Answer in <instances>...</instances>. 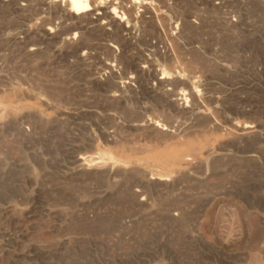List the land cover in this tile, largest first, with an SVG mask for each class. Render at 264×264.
Wrapping results in <instances>:
<instances>
[{
    "label": "rangeland",
    "instance_id": "obj_1",
    "mask_svg": "<svg viewBox=\"0 0 264 264\" xmlns=\"http://www.w3.org/2000/svg\"><path fill=\"white\" fill-rule=\"evenodd\" d=\"M166 1L0 0V264H264V0Z\"/></svg>",
    "mask_w": 264,
    "mask_h": 264
},
{
    "label": "bare ground",
    "instance_id": "obj_2",
    "mask_svg": "<svg viewBox=\"0 0 264 264\" xmlns=\"http://www.w3.org/2000/svg\"><path fill=\"white\" fill-rule=\"evenodd\" d=\"M43 1V0H42ZM70 1V5H71V7H70V13H72V14H74V15H77V14H79V13H85V15L86 14H88V13H90V12H88L90 9H91V7H90V0H69ZM114 1V0H113ZM122 1H124V2H126L127 4H128V7H129V12H131L136 6L137 7H140V11H141V13H140V16H139V21L141 22V24H142V27H143V29H145V30H147V29H150L151 30V32H152V35H154L155 36V38L158 40V42L160 43V44H162V50H159L158 49V51H156V52H158L157 54L158 55H162L163 57L164 56H166V57H170L171 56V53L172 52H174L175 51V49H174V51H172V45L174 44V42H175V37H174V33L173 32H171L170 31V29H171V27L173 26L172 24V22L171 21H169V20H167L164 16H163V14L161 13V12H159L158 11V9L154 6V3H157V6H160L161 8H166L167 7V1L166 0H122ZM171 1H173V0H171ZM185 1V0H184ZM183 1V2H184ZM26 2V1H25ZM39 2V1H38ZM56 2V1H55ZM181 2V1H180ZM180 2H179V4H180ZM186 2V1H185ZM226 2V1H225ZM24 3V2H23ZM44 3V2H43ZM210 3V2H209ZM228 3V2H227ZM13 4H14V2H13ZM45 4V3H44ZM93 4V3H92ZM91 4V5H92ZM120 4V3H119ZM173 4H174V2H173ZM178 4V5H179ZM195 4V3H194ZM205 4V3H204ZM208 4V3H207ZM213 4V3H212ZM218 4V3H217ZM223 4V3H222ZM236 4V3H235ZM55 5V4H54ZM174 5H177L176 3L174 4ZM181 5H182V2H181ZM237 5V4H236ZM220 6V5H219ZM223 6V5H222ZM225 6V5H224ZM17 7V6H16ZM54 7V6H53ZM127 7V8H128ZM194 7V6H193ZM20 8V7H19ZM34 8V7H33ZM47 8V7H46ZM49 8H51V7H49ZM59 8V7H58ZM100 8V7H99ZM119 8V7H118ZM177 8V7H176ZM182 8H183V6H182ZM220 8V7H219ZM57 9V8H56ZM186 9V8H185ZM221 9V8H220ZM219 9V10H220ZM66 10V9H65ZM93 10H94V8H93ZM101 10V9H100ZM123 10V9H122ZM177 10V9H176ZM193 10V9H192ZM212 10H213V8H212ZM217 10H218V8H217ZM103 11V10H102ZM115 11V10H114ZM124 11V10H123ZM128 11V10H127ZM182 11H185L184 9H182ZM182 11H177L178 13H182ZM88 12V13H87ZM122 12V11H121ZM185 12H187V10L185 11ZM124 13V12H123ZM122 13V14H123ZM193 13V12H192ZM197 13V12H196ZM225 13V12H224ZM229 13V12H228ZM106 14V13H105ZM226 14V13H225ZM182 15H184L183 13H182ZM191 15V14H190ZM97 16V15H96ZM124 16H126V15H124ZM201 16V15H200ZM200 16H199V21H200ZM88 17V16H87ZM128 17V16H127ZM174 17V16H173ZM228 17H230V16H228ZM240 17V16H239ZM238 17V18H239ZM67 18V17H66ZM89 18H90V16H89ZM177 18V17H176ZM181 18V17H180ZM187 18H188V15L186 14V16H184L183 17V19H182V22H186V24H188L187 23ZM237 18V19H238ZM97 19V18H96ZM227 19V18H226ZM235 19H236V16H235ZM234 19V20H235ZM82 20V19H81ZM85 20V19H84ZM90 20V19H89ZM133 19H132V14H129V22H131ZM118 21V20H117ZM203 21V20H202ZM224 21V23H226L225 22V20H223ZM240 21V20H239ZM180 22V21H179ZM191 22V21H190ZM189 22V23H190ZM201 22V21H200ZM204 22V21H203ZM206 22V21H205ZM233 22V21H232ZM237 22V21H236ZM75 23V22H74ZM111 23V22H110ZM61 24H63V23H61ZM61 24H58V26H60ZM79 24V23H78ZM132 24V23H131ZM131 24H126V26H121V24L120 23H118V24H114L115 25V27H116V31L114 32H111L112 34H111V36L113 37V39H115L116 40V42H115V44L116 45H111L112 46V49L111 50H113V52L114 53H116L117 55L118 54H120V51H122L123 49H125L126 50V47H127V45H126V41H125V38H124V36L122 35L121 36V34H119V33H122L121 31H124V32H127V33H130V32H132L131 30H132V27H131ZM180 24V23H179ZM182 25H183V23H181ZM185 24V23H184ZM185 24V25H186ZM196 24V23H195ZM43 25V24H42ZM51 25V24H50ZM140 25V24H139ZM178 25V24H177ZM182 25H181V27H182ZM189 25V24H188ZM190 25H192V24H190ZM194 25V24H193ZM192 25V26H193ZM230 25V24H229ZM72 26V25H71ZM80 26V25H79ZM98 26V25H97ZM109 26H110V24H109ZM112 26V25H111ZM180 26V25H179ZM178 26V27H179ZM184 26V25H183ZM191 26V27H192ZM52 27V26H51ZM66 27H67V25H66ZM78 27V26H77ZM196 26H194V28H195ZM53 28H54V25H53ZM52 28V29H53ZM76 27H74L73 29H75ZM114 28V27H113ZM172 28H174V27H172ZM184 28V27H183ZM186 28V27H185ZM56 29V28H55ZM90 29V28H89ZM94 29V28H93ZM188 29V28H187ZM191 29V28H190ZM190 29H188V31L190 30ZM200 29V28H199ZM95 30V29H94ZM103 30V29H102ZM179 30V29H178ZM181 30H182V28H181ZM197 30V29H196ZM61 31V30H60ZM111 31V30H110ZM140 31V30H139ZM143 31V30H142ZM49 32V34L51 35V30H49L48 31ZM69 32V31H68ZM85 32V31H84ZM90 32V31H89ZM144 32V31H143ZM142 32V33H143ZM186 32V31H185ZM184 32V33H185ZM189 32H192V30L191 31H189ZM188 32V33H189ZM61 33V32H60ZM64 33V32H63ZM70 33V32H69ZM82 33V32H81ZM94 33V32H93ZM107 33H108V31H107ZM106 33V34H107ZM177 33H178V31H177ZM182 33V32H181ZM187 33V34H188ZM196 33H197V31H196ZM100 34V33H99ZM141 34V33H140ZM183 34V33H182ZM193 34V33H192ZM198 34V33H197ZM33 35V34H32ZM44 35V34H43ZM77 35V34H76ZM82 35V34H81ZM80 35V37H82ZM95 35V34H94ZM105 35V34H104ZM143 35V34H142ZM141 35V36H142ZM145 35V34H144ZM149 35H150V33H149ZM177 35V34H176ZM184 35V34H183ZM188 35H191V34H188ZM102 36V35H101ZM106 36V35H105ZM182 36V35H181ZM180 36V37H181ZM184 36H186V35H184ZM184 36H182V39L184 38ZM78 37V36H77ZM85 37V36H84ZM84 37H82V38H84ZM94 37V36H93ZM92 37V38H93ZM99 37V36H98ZM133 37V36H132ZM153 37V36H152ZM187 37V36H186ZM191 37H193L192 35L191 36H189V38H191ZM28 38V37H27ZM47 38V37H46ZM91 38V39H92ZM194 38H196V37H194ZM57 39V38H56ZM59 39V38H58ZM69 39V38H68ZM77 39V38H76ZM90 39V40H91ZM96 39V38H95ZM98 39V38H97ZM101 39V38H100ZM104 39H106V38H104ZM130 39V38H129ZM185 39V38H184ZM197 39V38H196ZM82 40V39H81ZM110 40V39H109ZM130 40H132V39H130ZM189 40V39H188ZM192 40V39H191ZM76 41V40H75ZM79 41V40H78ZM107 41V40H106ZM195 41V40H194ZM68 42H71L70 40H68ZM95 42V41H94ZM110 42V41H109ZM129 42V41H128ZM131 42V41H130ZM139 42V41H138ZM148 42H150V41H148ZM185 43H187L186 42V40L184 41ZM197 42V41H196ZM79 43V42H78ZM82 43V42H81ZM189 43V42H188ZM77 44V43H76ZM86 43H84V45H85ZM128 44V43H127ZM151 44V43H150ZM157 44V43H156ZM202 44V43H201ZM70 45V44H69ZM72 45V44H71ZM74 45V44H73ZM90 45V44H89ZM98 45V44H97ZM106 45V44H105ZM145 45V44H144ZM158 45V44H157ZM179 45V44H178ZM153 46V45H152ZM161 46V45H160ZM173 46H176L175 44L173 45ZM181 46V45H180ZM145 47V46H144ZM72 48H74V47H72ZM153 48V47H152ZM34 49V48H33ZM75 49V48H74ZM86 49V48H85ZM93 49H94V46H93ZM109 50V49H108ZM177 50V49H176ZM207 50V49H206ZM77 51V50H76ZM75 51V52H76ZM149 51V50H148ZM155 51V50H154ZM187 52H188V50H186ZM190 51V50H189ZM87 52V51H86ZM91 52H92V50H91ZM90 52V53H91ZM125 52V51H124ZM134 52V51H133ZM180 52H182V51H180ZM108 53V52H107ZM135 53H137V52H135ZM179 53V52H178ZM186 53V52H185ZM88 54H89V52H88ZM110 54H111V51H110ZM182 54H184V53H182ZM188 54H190V52H188ZM192 54V53H191ZM190 54V55H191ZM124 55V54H123ZM133 55V54H132ZM139 55V54H138ZM137 55V56H138ZM140 55H141V53H140ZM196 55V54H195ZM79 56V55H78ZM77 56V57H78ZM120 56V55H119ZM143 56V55H142ZM154 56V55H153ZM175 56H176V54H175ZM84 57H85V54H84ZM93 57V56H92ZM114 57V56H113ZM165 57V58H166ZM202 57V56H201ZM86 58V57H85ZM87 58H89V57H87ZM184 58V57H183ZM189 58H191L192 59V57H189ZM78 59V58H77ZM83 59V58H82ZM90 59H93V58H91L90 57ZM94 59H96V58H94ZM117 59V58H116ZM116 59H114V60H116ZM122 59V58H121ZM120 59V60H121ZM124 59V58H123ZM143 59V58H142ZM147 59V58H146ZM167 59V58H166ZM174 59H175V57H174ZM194 59V58H193ZM192 59V60H193ZM203 59V58H202ZM117 60H119V58L117 59ZM132 60V59H131ZM140 61H142L141 59H139ZM148 60V59H147ZM168 60V59H167ZM176 60V59H175ZM191 60V61H192ZM206 60V59H205ZM126 61H128V60H126ZM135 61H137V60H135ZM198 61V60H197ZM111 62V61H110ZM119 62V61H118ZM122 62V61H121ZM170 62V61H169ZM180 62V61H179ZM189 62V61H188ZM187 62V63H188ZM136 63V62H135ZM177 63V62H176ZM115 64H117V63H115ZM123 64V63H122ZM126 64V63H125ZM134 64V63H133ZM167 64V63H166ZM99 65V64H98ZM169 65V64H168ZM177 65V64H176ZM190 65V64H189ZM188 65V66H189ZM135 66V65H134ZM191 66V65H190ZM132 67V66H131ZM177 67V66H176ZM105 68L106 69H108L109 71H112L113 70V68H116V67H113L112 68V65H110L109 63H106V65H105ZM128 68H129V66H128ZM137 68V67H136ZM135 68V69H136ZM145 68V67H144ZM167 68V67H166ZM194 68V67H193ZM122 69V68H121ZM125 69H127V68H125ZM132 69V68H131ZM168 69V68H167ZM199 69V68H198ZM128 70V69H127ZM133 70V69H132ZM139 70H141V68L139 69ZM147 70V69H146ZM152 70H154V69H152ZM156 70V69H155ZM155 70H154V72H155ZM171 70V69H170ZM185 70V69H184ZM206 70H208V69H206ZM136 71H138V70H136ZM148 71V70H147ZM157 71V70H156ZM203 71V70H202ZM201 71V72H202ZM115 72V71H114ZM111 73H113V72H111ZM141 74V73H140ZM146 74V73H145ZM114 75V74H113ZM125 75V74H124ZM147 75V74H146ZM158 75H160V73L158 74ZM115 76V75H114ZM126 76V75H125ZM116 77V76H115ZM97 79L98 77H94V79ZM100 78V77H99ZM99 78H98V80H99ZM104 78V77H103ZM124 78H126V77H124ZM143 78V77H142ZM162 78H164V77H162ZM145 80H146V78H144ZM97 80V81H98ZM142 80V79H141ZM149 79H147V81H148ZM160 80V79H159ZM95 81V80H94ZM130 81H133V77H129L128 78V81H126V83H128V82H130ZM138 81V80H137ZM140 81V80H139ZM152 81V80H151ZM160 81H163V80H160ZM165 81H169L168 79H166ZM164 81V82H165ZM111 82V81H110ZM125 82V81H124ZM134 82V81H133ZM98 83V82H97ZM119 83V82H118ZM118 83H115L116 85L118 84ZM166 83H168V82H166ZM171 83V82H170ZM177 83V82H176ZM106 85V84H105ZM142 85V84H141ZM144 85V84H143ZM169 85V84H168ZM124 86H126V85H124ZM128 86V85H127ZM171 86V85H170ZM154 87V86H153ZM118 88V87H117ZM116 88V89H117ZM141 88V87H140ZM160 88V87H159ZM172 88V87H171ZM113 89H114V86H113ZM115 89V90H116ZM121 89V88H120ZM122 89H123V87H122ZM157 89V88H156ZM109 90V89H108ZM155 90V89H154ZM154 90H153V93H154ZM166 90V89H165ZM170 90V89H169ZM11 91V90H10ZM118 91V90H117ZM175 91V90H174ZM203 91V90H202ZM18 92V91H17ZM30 92V91H29ZM112 92V91H111ZM142 92V91H141ZM149 92V91H148ZM161 92V91H160ZM195 92H197V91H195ZM42 93H43V91H42ZM146 93H147V91H146ZM158 93V92H157ZM162 93H164V92H162ZM166 93V92H165ZM28 94V93H27ZM9 95H10V92H9ZM155 95V94H154ZM166 95H167V100L169 101V104L171 105V107L175 110V111H179V112H191L192 110H193V108H196V109H198L199 108V106H200V102H201V105H202V99H200V102L198 101L199 99H197V97H199V96H196V94L194 93V92H191V94H190V96H191V104H192V107H189V105L187 104V103H189V102H187V101H185V99L184 98H181V97H179L180 95L179 94H177V93H175V92H167L166 93ZM189 95V94H188ZM52 97V96H51ZM148 97V96H147ZM162 97V96H161ZM110 98V97H109ZM116 98H118V97H116ZM119 99V98H118ZM161 99V98H160ZM159 99V100H160ZM115 100H117V99H115ZM167 101V102H168ZM204 101H205V99H204ZM209 101V100H208ZM155 102H156V100H155ZM154 102V103H155ZM161 102H162V100H161ZM22 103V102H21ZM157 103V102H156ZM163 103V102H162ZM158 104V103H157ZM167 104V103H166ZM163 105V104H162ZM152 107H153V105H152ZM159 107V106H158ZM147 108V107H146ZM155 108H157V106H155ZM202 108V107H201ZM204 109V108H203ZM172 110V109H171ZM149 111V110H148ZM167 111V110H166ZM213 111V110H212ZM215 111V110H214ZM158 112V111H157ZM160 112V111H159ZM158 112V113H159ZM162 113V112H161ZM165 113V112H164ZM168 113V112H167ZM213 113V112H212ZM211 113V114H212ZM166 114V113H165ZM164 114V115H165ZM176 114V113H175ZM202 114V113H201ZM200 114V115H201ZM206 114H209V113H206ZM143 115V114H142ZM169 115H171V114H169ZM196 115V114H195ZM199 115V116H200ZM163 116V115H162ZM173 116V115H172ZM180 116V115H179ZM182 116V115H181ZM198 116V117H199ZM210 116V115H209ZM214 116V115H213ZM175 117H177L176 115H175ZM197 117V118H198ZM201 117V116H200ZM166 118V117H165ZM212 117H210L209 119H211ZM125 119V118H124ZM139 119V118H138ZM163 119V118H162ZM164 120V119H163ZM163 120H161V121H163ZM166 120V119H165ZM176 121V120H175ZM201 121V120H200ZM200 121H198V122H200ZM209 121V120H208ZM213 121V120H212ZM145 122V121H144ZM168 122V121H167ZM167 122H166V124H167ZM177 122V121H176ZM211 122V121H210ZM215 122V121H214ZM218 122V121H217ZM208 123V122H207ZM161 124V123H160ZM171 124V122L169 121V125ZM213 124V123H212ZM191 125V124H190ZM149 126V125H148ZM155 126V125H154ZM178 126V125H177ZM142 127H143V125H142ZM166 127H167V125H166ZM152 128V127H151ZM162 128H164L163 126H162ZM183 128V127H182ZM184 128H186V127H184ZM183 128V129H184ZM188 128V127H187ZM239 128V127H238ZM160 129V128H159ZM236 129V128H235ZM234 129V130H235ZM156 130V129H155ZM162 130V129H161ZM243 130V129H242ZM164 131V130H163ZM233 131V130H232ZM166 132V131H165ZM237 132V131H236ZM174 133H177V132H174ZM180 133H181V131H180ZM187 133V132H186ZM242 133H244V131L242 132ZM241 133V134H242ZM249 133V132H248ZM163 134V133H162ZM166 134H168V133H166ZM165 134V135H166ZM171 134V133H170ZM182 134V133H181ZM184 134V133H183ZM238 134V133H237ZM247 134V133H246ZM178 135V134H177ZM176 135V136H177ZM236 135V134H235ZM238 136V135H237ZM177 141V140H176ZM167 142V141H166ZM169 142V141H168ZM176 143V142H175ZM174 143V144H175ZM169 145V144H168ZM190 146V145H189ZM164 147V146H163ZM178 147V146H177ZM183 147V146H182ZM184 147H185V145H184ZM192 147V146H191ZM168 148V147H167ZM172 148V147H171ZM164 150V149H163ZM179 150V149H178ZM166 151V150H165ZM193 151V150H192ZM164 152V151H163ZM181 152V151H180ZM186 152V151H185ZM162 153V152H161ZM187 153V152H186ZM167 154V153H166ZM179 154V153H178ZM190 154V153H189ZM173 155V154H172ZM175 155V154H174ZM188 155V154H187ZM193 155V154H192ZM158 156H159V153H158ZM159 157H161V156H159ZM178 157V156H177ZM188 157V156H187ZM153 158V157H152ZM162 158V157H161ZM174 158H176V156L174 157ZM174 158H172V159H174ZM189 158V157H188ZM121 159V158H120ZM129 159V158H128ZM170 159V158H169ZM175 160V159H174ZM178 160V159H177ZM180 160H182V164L183 165H185V164H187L186 163V159H180ZM137 161V160H136ZM173 161V160H172ZM187 161H190V160H187ZM169 162V161H168ZM174 162V161H173ZM176 162V161H175ZM104 164V163H103ZM189 164V163H188ZM178 165H179V163H178ZM182 165V166H183ZM97 167H100V166H102L100 163H98L97 162V165H96ZM106 166V165H105ZM181 166V165H180ZM103 170V169H102ZM105 170V169H104ZM169 170V169H168ZM173 170V169H172ZM107 171V170H106ZM164 175V174H163ZM145 201V200H144Z\"/></svg>",
    "mask_w": 264,
    "mask_h": 264
}]
</instances>
